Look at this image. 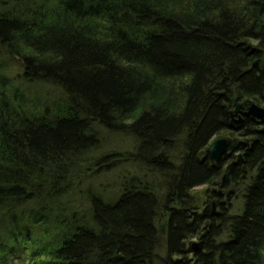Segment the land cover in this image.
I'll use <instances>...</instances> for the list:
<instances>
[{
    "label": "trees",
    "instance_id": "16d2710c",
    "mask_svg": "<svg viewBox=\"0 0 264 264\" xmlns=\"http://www.w3.org/2000/svg\"><path fill=\"white\" fill-rule=\"evenodd\" d=\"M252 102L264 0H0V264H264V117L230 113ZM103 173L117 196L65 200Z\"/></svg>",
    "mask_w": 264,
    "mask_h": 264
},
{
    "label": "rangeland",
    "instance_id": "374dc122",
    "mask_svg": "<svg viewBox=\"0 0 264 264\" xmlns=\"http://www.w3.org/2000/svg\"><path fill=\"white\" fill-rule=\"evenodd\" d=\"M7 63L9 64L8 74L12 78L10 80H12L16 86H20L21 88H23L24 87V81H22L21 78H18V76H17V74L20 71L19 63L16 61V59H8ZM43 88L45 90L47 88H51V91L53 90V93H55L57 90L54 86H52V85L50 86L48 84H44ZM39 89H41V88H39ZM35 90H37V89L35 88ZM42 91H43V89H42ZM32 96L33 95L30 93L29 98H32ZM220 135L228 136V131L227 132L223 131V132H220L217 134V136H220ZM133 139L134 138L130 135H125V134L117 135V134L107 133L105 135L104 142L101 144L102 148H101V150L98 151V153L101 154V153H104V152H107L110 150H115V151L121 152L123 150L130 149L132 147ZM179 151H181V149H179ZM94 154H95V152H94ZM87 158H88V156H87ZM128 166H132V165L129 164ZM114 175H115L114 173H107V174L103 173V174L95 176L93 178L92 177L89 178V180L86 181L85 184H82L81 186H79V189H75L76 191L72 195L68 196L65 200L67 202L69 200H73L76 202H80L81 204L84 205L85 201L88 199L87 194L85 193V189H86V186L88 187L90 183L94 184L93 188H94L95 192L97 191L100 194H104L105 197H107V195H109V194H111L110 196H112V197L117 196L116 195L118 193L116 190L117 188L113 187L110 184L114 181L113 180ZM102 185H105L106 187L103 188ZM207 188H211V189H214L216 191L222 190L224 192V195L220 198L223 200L225 205L228 207L227 210L229 212L232 213V212H236V211L241 209V207L243 205V198H242V193L239 190L240 188L235 189V191L233 193H229V194L227 193L226 194L225 191L223 190V187H221L219 184H208V183H204L202 185H199L196 188V190H198V195H196L197 203H199L201 208L205 204L206 199H211L213 201H216V207L213 208V203H212V208L214 210L220 211V205H218L216 197H209L208 192L206 191ZM82 189H84V190L82 191ZM112 197H110V198H112ZM73 201L69 202L70 206L68 208L65 207L66 210H70L69 208H71V206H73L72 205ZM194 204H196V200H195ZM192 241L198 242V238L195 237L192 239ZM165 243H166V241H165ZM194 246H196V245H194ZM165 253H166V248L161 249L159 252V254L162 256H164ZM16 264H20V260L16 261Z\"/></svg>",
    "mask_w": 264,
    "mask_h": 264
},
{
    "label": "water",
    "instance_id": "95a60500",
    "mask_svg": "<svg viewBox=\"0 0 264 264\" xmlns=\"http://www.w3.org/2000/svg\"><path fill=\"white\" fill-rule=\"evenodd\" d=\"M230 113H231V121L233 123H240L244 120L245 116L247 115H253L258 118L264 117V106L256 102H252L247 107H245L243 103H239L236 106H234L233 109L230 110ZM228 146H229V139L227 136L220 135L215 137L209 148L212 158L216 161L220 160L222 156L225 154V152L228 150ZM219 195L223 196L222 190H219ZM215 207H216V201H213V208Z\"/></svg>",
    "mask_w": 264,
    "mask_h": 264
},
{
    "label": "bare ground",
    "instance_id": "6f19581e",
    "mask_svg": "<svg viewBox=\"0 0 264 264\" xmlns=\"http://www.w3.org/2000/svg\"><path fill=\"white\" fill-rule=\"evenodd\" d=\"M226 153V152H225ZM216 161V160H215Z\"/></svg>",
    "mask_w": 264,
    "mask_h": 264
}]
</instances>
